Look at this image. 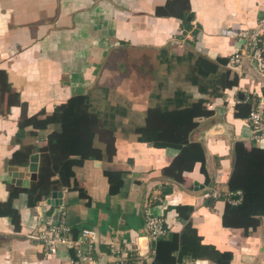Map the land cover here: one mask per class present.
Segmentation results:
<instances>
[{
    "label": "crops",
    "instance_id": "1",
    "mask_svg": "<svg viewBox=\"0 0 264 264\" xmlns=\"http://www.w3.org/2000/svg\"><path fill=\"white\" fill-rule=\"evenodd\" d=\"M168 1L0 0V71L6 73L9 89L4 103L0 90V203L9 201L12 186L18 187L12 183L11 168L20 166L11 164L15 153L29 144L45 147L56 129L27 127L19 137L24 110L12 105L7 111L9 98L26 103L28 117L50 115L73 96L101 98L105 90L113 104L130 107L123 118L126 130L116 132L113 161L87 160L75 168L88 199L65 189L62 205L50 204V197L30 207L27 195L21 194L14 201L20 224L0 216V264H67L72 250L61 247L48 256L29 238L47 219L58 223L63 212L74 236L84 228L97 231L96 257L101 264L135 257L136 251L152 264L155 241L146 227L147 213L164 218L167 234H179L187 223L176 207L186 205L194 207L191 222L201 245L231 252V264H264V217L249 234L227 228L222 219L227 200L203 198L211 189L230 191L238 142L253 156L255 149H264V139L252 140L247 118L236 116L237 105L254 104L264 93V78L246 61L237 86L220 98L200 91L188 79L189 66L198 57L229 61L242 47L237 33L256 28L264 17V0H190L191 21L158 16L157 8ZM199 99L209 101L213 115L197 119L199 126L189 141L205 148L206 172L201 162L191 171H181L180 150L153 147L131 132L145 123L152 107L172 110ZM107 170L124 172V186L117 195H110ZM183 264L216 263L202 256Z\"/></svg>",
    "mask_w": 264,
    "mask_h": 264
},
{
    "label": "trees",
    "instance_id": "2",
    "mask_svg": "<svg viewBox=\"0 0 264 264\" xmlns=\"http://www.w3.org/2000/svg\"><path fill=\"white\" fill-rule=\"evenodd\" d=\"M156 13L158 16L186 20L192 16L190 0H169L165 7L157 8ZM227 64L228 59L225 58L212 62L198 57L189 66L188 79L199 86L200 91L220 98L226 89L238 84V76L229 68L223 69ZM0 90L4 103L9 90L4 71H0ZM102 94L104 96L97 99L92 94L73 96L57 106L52 114L42 113L33 117L27 116L26 103L15 98L8 99L7 111L12 105H19L24 110L19 123V137L25 134L27 127L46 130L54 126L56 129L48 136L45 147L37 148L29 144L15 153L11 164L27 166L33 151L40 152L38 179L28 188L12 186L9 201L0 203V216H10L16 225L20 224V214L14 208V201L21 194L27 195L30 207H36L50 198L53 192L65 189L79 191L83 198L88 199L76 179L75 168L87 160L113 161L117 153L116 132L119 128L126 130L123 118L130 113L128 105L113 104L108 99V90ZM208 103L206 99H199L172 110L168 106L152 107L146 113L145 123L133 127L131 132L138 136V141L153 147L180 150L178 163L181 164V171H191L196 162H201L206 172L205 148L200 143L189 141V137L199 126L197 119L213 115ZM253 106V102L237 105L236 116L247 118ZM254 152L257 156L248 153L243 142L235 145L229 189L233 193L240 192L242 199L238 205L227 202L222 217L225 227L241 228L247 234L256 230L264 217V149L257 148ZM105 175L110 184V195L119 194L124 186V172L107 170ZM176 210L187 223L185 229L182 233L167 234L154 242L152 264H183L185 259L196 260L202 256H207L216 264H231V252H220L215 247L201 245V238L191 222L194 207L177 206Z\"/></svg>",
    "mask_w": 264,
    "mask_h": 264
},
{
    "label": "built area",
    "instance_id": "3",
    "mask_svg": "<svg viewBox=\"0 0 264 264\" xmlns=\"http://www.w3.org/2000/svg\"><path fill=\"white\" fill-rule=\"evenodd\" d=\"M237 36L242 41V47L230 57L228 68L238 75L245 62L249 61L254 70L264 78V17L256 28L240 30ZM247 122L251 128L252 140L261 143L264 139V93L255 101ZM203 198L210 201L225 199L233 205H238L242 199L240 192H223L219 188L204 192ZM146 227L150 238L155 242L168 233L164 218L150 212L146 216ZM29 238L41 244L48 256L56 255L61 247L72 250L73 256L69 257L67 264H101L96 257L97 231L84 228L74 236L72 228L67 223L66 212L62 213L58 223L47 219L37 230L30 232ZM135 253L137 254L135 257L129 255L105 264H148L140 259L142 256L139 251Z\"/></svg>",
    "mask_w": 264,
    "mask_h": 264
},
{
    "label": "water",
    "instance_id": "4",
    "mask_svg": "<svg viewBox=\"0 0 264 264\" xmlns=\"http://www.w3.org/2000/svg\"><path fill=\"white\" fill-rule=\"evenodd\" d=\"M187 21H191V16L186 19ZM39 163H40V154L34 153L30 157L29 164L27 166H13L12 170V183L18 187L28 188L31 185V182H34L38 179V171H39ZM27 179L25 181L22 178L25 176ZM204 187L202 186V189ZM197 189V188H196ZM62 195L61 191L53 192L51 198L48 199V202L54 206L62 205Z\"/></svg>",
    "mask_w": 264,
    "mask_h": 264
}]
</instances>
